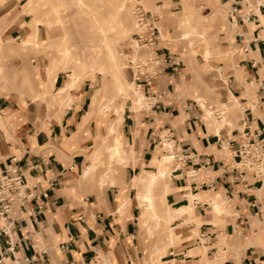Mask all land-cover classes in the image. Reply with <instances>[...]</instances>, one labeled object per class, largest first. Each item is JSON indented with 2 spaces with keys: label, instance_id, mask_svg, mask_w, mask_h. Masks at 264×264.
<instances>
[{
  "label": "clouds",
  "instance_id": "obj_1",
  "mask_svg": "<svg viewBox=\"0 0 264 264\" xmlns=\"http://www.w3.org/2000/svg\"><path fill=\"white\" fill-rule=\"evenodd\" d=\"M0 264H264V0H0Z\"/></svg>",
  "mask_w": 264,
  "mask_h": 264
},
{
  "label": "crops",
  "instance_id": "obj_2",
  "mask_svg": "<svg viewBox=\"0 0 264 264\" xmlns=\"http://www.w3.org/2000/svg\"><path fill=\"white\" fill-rule=\"evenodd\" d=\"M213 142H214V140H213ZM205 143H207V141H205Z\"/></svg>",
  "mask_w": 264,
  "mask_h": 264
}]
</instances>
